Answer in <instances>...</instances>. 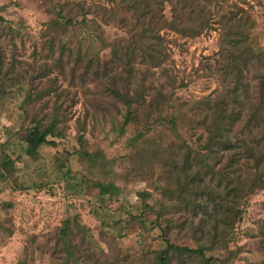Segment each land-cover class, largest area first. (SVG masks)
Masks as SVG:
<instances>
[{
    "label": "rangeland",
    "instance_id": "1",
    "mask_svg": "<svg viewBox=\"0 0 264 264\" xmlns=\"http://www.w3.org/2000/svg\"><path fill=\"white\" fill-rule=\"evenodd\" d=\"M184 2L0 0V264H151L165 230L198 246L185 151L206 138L200 101L231 80L218 70L223 16L239 11L247 44L264 51V0H198L210 10L198 35L174 29ZM112 88L133 100L129 124ZM54 118L57 145L29 148L28 128ZM214 153L217 169L228 154ZM254 166L245 161L250 179ZM231 238L232 251L207 254L264 264V189L245 195Z\"/></svg>",
    "mask_w": 264,
    "mask_h": 264
},
{
    "label": "trees",
    "instance_id": "2",
    "mask_svg": "<svg viewBox=\"0 0 264 264\" xmlns=\"http://www.w3.org/2000/svg\"><path fill=\"white\" fill-rule=\"evenodd\" d=\"M184 1L180 19H174V29L184 35H198L206 31L210 10L198 8V0ZM242 17L239 11L234 10L223 16V46L219 53L223 62L218 58L216 62L221 63L218 70L223 73L224 81L227 82L229 77L231 80L225 86L226 90L200 101L202 117L198 126L206 133V138L198 148L189 145L185 151L188 153L184 159V171L189 173L193 167L195 169L193 173L186 174L189 182L181 186V191H188L194 196L181 195L186 201L187 210L194 217L200 215L201 219L198 222L193 220L191 225L192 235L199 244L195 248L175 244L165 230V248L160 251L157 261L151 264H171L173 256L180 264H190L192 260L197 261L196 264H222L217 257L209 256L207 252L213 253L218 248L230 250L235 224L243 213L245 195L255 188L264 189V70H256L259 63L264 66V51L257 52L247 44ZM182 18L194 23L184 26ZM153 51L156 53L157 49ZM132 54L129 53L126 65L132 61ZM150 55L152 57L153 54ZM252 67L256 73L254 75L252 72L254 76L250 77ZM129 71L133 73L132 69ZM111 90L126 103L125 124H129L135 118L131 107L132 98L119 88ZM45 123L41 120L28 128L24 140L29 148L38 149L43 144L57 145L49 136L61 137L57 128L58 120L54 118L50 123ZM192 152H199V156H193ZM214 152L228 154L224 159H217V169L206 162L210 154L215 156ZM250 160L255 162L251 179L245 173V161ZM158 217L163 216L158 214Z\"/></svg>",
    "mask_w": 264,
    "mask_h": 264
}]
</instances>
